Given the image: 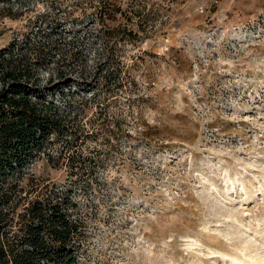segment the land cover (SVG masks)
Masks as SVG:
<instances>
[{
  "label": "rangeland",
  "instance_id": "374dc122",
  "mask_svg": "<svg viewBox=\"0 0 264 264\" xmlns=\"http://www.w3.org/2000/svg\"><path fill=\"white\" fill-rule=\"evenodd\" d=\"M99 1L0 0V59L57 45L0 94L19 82L89 135L90 159L28 168L78 203L82 263L264 264V0H109L159 9L105 32Z\"/></svg>",
  "mask_w": 264,
  "mask_h": 264
},
{
  "label": "trees",
  "instance_id": "16d2710c",
  "mask_svg": "<svg viewBox=\"0 0 264 264\" xmlns=\"http://www.w3.org/2000/svg\"><path fill=\"white\" fill-rule=\"evenodd\" d=\"M99 2L96 16L103 32L109 19L120 17L135 24V17L147 21L159 9H124L109 0ZM108 30L110 39H115ZM56 46L48 40L17 53L19 45H13L3 52L0 70L26 76L31 55L40 66ZM112 69L107 71L117 66ZM14 85L11 95L0 94V264H83L87 234L84 220L77 215L78 203L69 194L50 189L28 168L42 154L51 162L54 152L63 155L61 149L72 151L71 157L90 159L82 149L89 135L68 120L67 109L46 97L34 99L29 87L19 82ZM122 85L119 80L117 86ZM57 143L60 150L55 148Z\"/></svg>",
  "mask_w": 264,
  "mask_h": 264
}]
</instances>
